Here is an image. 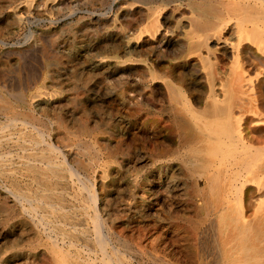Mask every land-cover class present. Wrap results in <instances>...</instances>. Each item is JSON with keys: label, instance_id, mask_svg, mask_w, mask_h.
I'll return each mask as SVG.
<instances>
[{"label": "rangeland", "instance_id": "374dc122", "mask_svg": "<svg viewBox=\"0 0 264 264\" xmlns=\"http://www.w3.org/2000/svg\"><path fill=\"white\" fill-rule=\"evenodd\" d=\"M162 1L0 0V126L8 124L12 119L14 123L12 126L7 125L8 128L11 126L9 130L13 133L12 138L7 140L2 138L0 151H6L8 148L14 157L12 162L18 161L14 155L19 152L17 146L18 143L20 144L15 139L18 135L16 131L24 125L25 128H28L27 130L31 129L29 131L30 133L32 131L33 135L39 138L43 136L42 141L58 145L62 153L55 154L61 160L64 158L67 165L70 163L75 168L77 166L73 164V155L80 153L84 162L91 161L93 154L91 148L88 147L95 146L99 151V162L97 161L86 168L76 169L81 176L86 174L84 177H87L89 174L88 180L91 181L89 183L92 184V189L97 195L98 213L102 219L107 221V224H110L111 231L113 230L111 232L112 242L116 247H120H118L120 251L132 256L133 264H215L217 263L218 250L215 249L213 242L212 227L208 223L197 227L194 204H192L194 201L192 202L187 197L186 190L173 188L175 185L187 188V185L193 183V180H189L180 169L179 160L169 161L167 158L170 157L168 153L182 148L181 139L178 129L173 124L169 100L161 84V79L149 78V70L153 67L158 69L157 72L160 74L166 73V71L171 73L169 70L170 55L172 50H177L178 45L182 43V29L186 27L188 16L193 14L190 10L195 9L200 0H184L187 4L183 0H174L176 4L173 0ZM171 9L172 11H170ZM170 16L173 18L170 19ZM176 18L179 20L177 21ZM174 20L175 22H173ZM154 21L157 22L156 28L159 26L157 29L161 33H158L157 30L154 34L155 37L150 35L151 30L156 29L153 25ZM176 35L177 37H175ZM166 42H170L167 49ZM163 48L164 51L166 50L165 52ZM96 60L97 63H95ZM224 62H226L225 59L217 64L223 71L228 70L227 62ZM259 69L264 70L263 68ZM186 71V81L192 80L195 77L194 74L192 75V70L191 72ZM198 72H196V78L199 80L198 84L202 86L205 82L202 76L204 70ZM178 74L175 70L171 77L178 76ZM12 95H15V98ZM41 96L50 98L49 100L59 108L54 105L48 110H43L40 105L36 104L37 99ZM190 96L191 94L188 95V99ZM159 98L162 99L159 100ZM65 100L68 102H62ZM59 102L62 104L60 105ZM26 105L28 108L25 107ZM20 113L22 116L19 115ZM66 116L67 118H65ZM22 120L24 123L29 121L24 124ZM5 122L6 124H4ZM77 122L85 124L90 130H87L85 134L81 143L83 145L75 146L73 138L71 139L65 127L68 126L74 134H77ZM16 128L17 130H15ZM4 129L6 130V128ZM9 130L7 129V131ZM5 140L6 143H4ZM10 141L16 143L12 144ZM5 145L7 146L5 147ZM156 147L157 149L165 147L168 150L165 153L167 157H160L163 161L161 165L152 160V153L155 152ZM82 150L85 151L83 154ZM180 150L182 153L183 148ZM109 151H112L113 154L103 165L102 161L106 160L103 156ZM139 156L145 157L144 162L138 159ZM158 168L166 169L161 173L164 182L155 189L154 194L144 192V188L149 186V179L158 173ZM21 172L23 173L22 170ZM17 174L16 180L15 177H12L13 180L5 176L0 177V184H9L12 180L21 188L24 187L23 189H26L31 183L34 187V183L31 177L26 175L27 173ZM170 177H173L174 180ZM197 181V184L202 185L201 178H198ZM59 183L62 184H58V186L64 184L63 181H59ZM168 184L171 186L168 187ZM5 193L0 189V264H20L21 261V264H55L50 259L52 253L45 245V237L28 225L27 219L20 215L19 207L12 199L13 196L10 193L5 195ZM66 195L64 197L68 199L70 195ZM69 198L68 205L74 207L77 203L71 197ZM108 202L110 204L108 210L105 211L103 206ZM88 210H91V213L92 208H87L86 215L89 213ZM70 213L73 214L68 217L70 223L73 222L72 224H77L78 227L92 225L90 219L85 217L84 212L76 210L73 213L70 210ZM182 214L183 216H181ZM171 224L179 228L174 236L173 232L176 230L174 231L172 227L169 226L168 229L163 230ZM200 232L201 234H199ZM75 234L77 242L83 243V235L79 231ZM197 241H200L199 244ZM120 242L127 245L128 249L123 244L117 245ZM211 244L213 245L211 246ZM39 254L40 256H38ZM149 258L150 261L156 258V262L154 260L150 262ZM214 260L216 261L213 262Z\"/></svg>", "mask_w": 264, "mask_h": 264}, {"label": "bare ground", "instance_id": "6f19581e", "mask_svg": "<svg viewBox=\"0 0 264 264\" xmlns=\"http://www.w3.org/2000/svg\"><path fill=\"white\" fill-rule=\"evenodd\" d=\"M174 3L176 4V2ZM147 7L149 6L147 5ZM170 11H172V9ZM190 11H192L193 14H188V20L185 24L186 27L183 25L185 28L182 29L181 32L182 43L178 45L177 50L173 49L171 55L169 54L171 61L170 68H168L171 73H167L166 71V73L160 74L157 72L158 69L152 66L153 68L149 70L150 77L147 76L150 79L159 78L162 81L161 84L169 100L168 102L170 105H168L170 113H172L173 124L179 131L181 139L180 145L183 148V152L180 153V149L182 148L176 151L173 150L168 153L170 157H167L165 153H167L168 150L165 147H158V149L156 147L155 152L152 153V160L159 165L163 163L160 159L161 156H166L169 161H173V159L179 160L180 169L189 180H193V183L188 184L187 188L186 186L178 187L177 185L173 188L177 190L184 189L183 191L186 190L187 197L191 199L192 202L194 201L192 204H194L193 209H195L197 227L203 223H208L210 227H212L213 232L211 230V233L213 242L215 249L217 248L218 250L217 263L215 264H264V70L262 71L259 69H264V0H200V2L196 4V8H192ZM171 18L173 17L170 16V19ZM178 20L179 19H177V21ZM173 22H175V20ZM153 25L156 28L157 22L154 21ZM158 27L159 26H157V28ZM157 28L151 30L150 35L154 36L157 30L158 33H160ZM175 37H177V35ZM169 44L170 42H166V49ZM166 55L168 56V54H165V56ZM223 59L227 62L228 70H220L217 66ZM95 63H97V60ZM181 69L185 71L182 72ZM175 70L179 73L178 76L172 75L173 77H171V74ZM186 70L190 72L192 70V75L194 74L195 76L192 80L187 78L190 80L186 81ZM202 70H204L202 76L205 82L201 86L198 84L199 80L196 78V72ZM189 94H191V96L188 99ZM163 96L165 97V95ZM12 97L15 98V95H12ZM5 99L7 98L5 97ZM49 99L41 96L37 99L36 104L40 105L43 110H48L49 107H54V105L57 106ZM160 99L162 98H159V100ZM6 102L8 103V101ZM62 102L66 103L68 101L65 100ZM61 104L62 103H60V105ZM160 105L162 104L160 103ZM25 107H27V105ZM19 115H21V113ZM69 116L71 118L70 114ZM65 118H67V116ZM12 120H8V124L11 126L14 124ZM14 121L17 122V120ZM6 122L4 124H6ZM22 122L24 123L23 120ZM27 122L24 124H27ZM17 123L20 122L18 121ZM8 124L0 126V130L3 131L2 133L0 131V141L2 138H6V140L12 138L11 136L13 133L9 130L11 126L10 128L7 127ZM60 124L62 125V123ZM76 125L77 134H74L68 126L65 127L71 139L73 138L75 146L83 142L87 130H90V128L88 129L83 123L77 122ZM3 127L6 128V130ZM7 129L9 131H7ZM27 129L25 125L18 130L17 128L15 129L17 130L16 134H18L15 139L20 142L17 146L19 152H16L17 154L14 153L16 159H18L16 163L12 162V158L14 157L8 148H6V151H0V177L5 176L8 179H12V177L18 175L17 173H27L26 175L31 177L34 187H32L31 183L26 189H23L24 187L21 188L17 183H14L12 179L11 181L9 180V184H0V189L2 191L4 190V193L6 192L8 195L10 193V195L13 196L12 199H14L16 205L19 207L20 215L27 219L30 227L32 226V228L36 229L38 233L45 237V245L52 253V258L50 259H52L55 264H133L132 256H128L126 253L120 251V247H116L112 242L111 232L113 230L111 231L110 224H107V221L102 219L98 213L99 208H97L96 205L97 195L92 189V184L89 183V174L87 177H84L86 174H82L81 176L76 169L79 167L86 168L97 161L99 162L98 149L92 145L88 147L91 148V153L93 155L91 161L87 162L83 161L80 153H76L75 155L71 153L74 156L73 164L77 166L75 168L72 164L70 165V163L67 165L68 163L64 158L61 160L57 156V152L62 153L58 145L42 141L44 138L41 133L40 135L42 137L39 138L33 135L32 131L30 133V128L29 130ZM37 131L38 130H36V132ZM59 134L62 136L63 132ZM6 140L4 143H6ZM6 146L7 145H5V147ZM88 148L85 149L88 150ZM84 150H82V154L85 152ZM112 154V151L104 154L103 157L106 158V160L102 161L103 165L106 164L107 159L110 158ZM63 155L65 156V154ZM144 158L143 156L138 157L140 161H143ZM165 170V168L157 169L158 173L154 174L149 179V186L144 188V192L150 194L155 193V189L164 182L161 173ZM170 178L172 179L173 177ZM198 178L202 179V185L196 183L199 181H197ZM59 181H63V186H58V184H62L59 183ZM167 186L169 187L171 185L168 184ZM6 193L5 195H7ZM66 194H69V197L74 199L77 203L74 207L68 205V199L70 198L68 197L67 199ZM65 195L66 197H64ZM181 195L183 196V194ZM109 204L108 202L103 206L105 211L108 210ZM68 208L73 213H75L76 210H80L84 212L85 215L87 208H92V212L90 213L91 210H88L90 214L87 213L85 216L90 219L92 225L90 227L86 225L78 227L76 226L77 224H72L73 222L70 223L68 217L71 213ZM181 216H183V214ZM189 221L191 223V220ZM169 226L172 227L174 231L176 230L173 232L174 236L179 228L171 224L163 230L168 229ZM77 231L83 235V243L79 244L77 242V236L75 234ZM199 234H201V232ZM118 243L117 245L123 244L124 247L128 249L127 245L123 242H120V244ZM212 245L213 244H211V246ZM38 256H40V254ZM152 260L156 262V258ZM215 261L216 260L213 262ZM142 262L144 263L143 260ZM157 263L159 262L157 261Z\"/></svg>", "mask_w": 264, "mask_h": 264}]
</instances>
